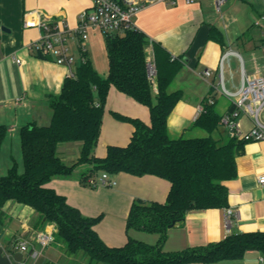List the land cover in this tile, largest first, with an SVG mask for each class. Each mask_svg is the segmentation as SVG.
<instances>
[{
  "label": "crops",
  "instance_id": "1",
  "mask_svg": "<svg viewBox=\"0 0 264 264\" xmlns=\"http://www.w3.org/2000/svg\"><path fill=\"white\" fill-rule=\"evenodd\" d=\"M245 1L226 0L225 12L222 7L221 11L216 10L215 0L161 2L143 8L134 16L137 28L181 59L182 66L169 86L171 91H182L167 119L172 137L208 135L206 130L193 125L200 114L198 106L212 97L214 108L224 117L234 108L245 76L264 74V19L258 24L264 13V0H250L251 9L242 6L241 2ZM92 3V0H0V124L8 127L0 151V159L5 154L3 163L0 161V176L14 163L19 169L23 160L22 127L29 123H50L53 110L49 98L61 93L65 79L80 61L76 45L73 52L77 61L72 67L32 49L30 45L38 39L40 30L37 26L25 25V18L32 12L36 16L39 11L55 19H64L70 27H75L80 12L90 8ZM211 26L222 33L223 43L210 38ZM89 33L86 43L89 57L96 70L107 77L110 64L104 33L95 27L90 28ZM150 48L148 45L147 50ZM207 69L209 75L204 73ZM113 112L139 118L145 123L151 121L147 105L111 85L95 147L99 157L106 156L109 145H127L134 131L131 122L115 117ZM239 125L241 131H248L253 125L252 118L242 114ZM212 135L224 139L230 135L222 119ZM81 146V141L61 142L57 152L65 163L73 164L80 156ZM236 166V176L224 181L229 206L187 211L182 222L168 229L163 245L165 251L202 247L232 232L264 230V185L259 182V176L264 175V139L246 141L243 152L236 156ZM85 169L78 166L70 175L55 176L46 186L65 196L83 215L100 216L94 228L107 245L123 246L130 237L156 244L159 233L128 229L127 218L137 200L165 202L171 182L156 174L135 175L120 171L111 174L117 181L114 186H88L80 180ZM3 208L8 217L0 234V264H93L69 253L62 244L39 245L34 239L36 232L54 224L41 226L33 207L7 201ZM227 208L234 211L228 223L225 219ZM18 241L29 244L28 251H20L23 253L21 260L14 258L19 252L14 247ZM261 256L264 257L262 252L251 249L241 259L187 264H264L259 260Z\"/></svg>",
  "mask_w": 264,
  "mask_h": 264
},
{
  "label": "trees",
  "instance_id": "2",
  "mask_svg": "<svg viewBox=\"0 0 264 264\" xmlns=\"http://www.w3.org/2000/svg\"><path fill=\"white\" fill-rule=\"evenodd\" d=\"M209 36L224 42L214 26ZM104 37L110 64L107 77L96 70L88 49L81 52L84 58L75 66L74 74L65 79L61 93L49 98L53 110L50 123L22 127L23 171L14 163L0 176V234L8 217L3 207L7 201H16L33 207L41 226L54 224L55 243L93 264L210 263L241 259L251 249L264 255V230L232 232L220 241L182 251L163 249L169 225L182 222L187 211L229 206L224 181L236 176V156L243 152L246 141L231 135L226 139L212 135L222 116L207 99L193 125L208 135L172 137L167 119L182 91H171L169 86L182 66L180 57L153 40L157 76L152 81L147 72L150 38L142 30L134 26L124 32L106 31ZM111 85L147 105L151 121L145 123L113 112L115 117L131 122L134 131L127 145H109L106 156L99 157L95 147ZM7 132L8 127L0 124V151ZM66 141L82 142L80 156L73 164L65 163L57 152L58 144ZM78 166L86 167L80 180L88 186H95L89 179L103 171L150 173L168 179L171 188L165 202L137 200L127 218L128 229L159 233V241L152 245L130 237L123 246L107 245L94 228L100 216L83 215L65 196L46 186L53 177L70 175Z\"/></svg>",
  "mask_w": 264,
  "mask_h": 264
},
{
  "label": "built area",
  "instance_id": "3",
  "mask_svg": "<svg viewBox=\"0 0 264 264\" xmlns=\"http://www.w3.org/2000/svg\"><path fill=\"white\" fill-rule=\"evenodd\" d=\"M92 6L82 10L78 16V24L70 27L64 19H55L49 15H44L36 11L25 18V25L37 26L40 30L38 39L31 43L30 47L41 54L50 55L58 63H63L72 67L77 57L73 52V46L76 45L79 54V60L84 56L80 53L86 51L87 41L90 37V28H99L104 32L125 30L135 26L134 16L143 8L156 3L175 4L176 0H92ZM188 3L196 0H186ZM226 0H215V8L221 11L222 5ZM264 19V13L261 15L258 24ZM153 40L150 38V50H147V72L152 81L157 76V66L152 46ZM226 54L223 57L227 56ZM19 62L20 59H17ZM210 74L207 69L204 72ZM74 74V69L71 70ZM209 103H214V99L209 97ZM199 112L204 110V104L198 106ZM248 115L252 118L253 125L248 131H241L239 117ZM264 74H255L245 76L243 83L238 91L234 101V108L222 117L226 123L231 136L245 141L263 140L264 139ZM259 182L264 185V175L259 176ZM91 185H108L114 186L117 181L107 171H103L97 178H90ZM234 211L232 208L226 209L225 219L227 223L231 220ZM55 226L44 228L35 234V241L42 247L51 245L54 241ZM14 247L19 251H28L29 244L27 241H18ZM264 261V257L259 258Z\"/></svg>",
  "mask_w": 264,
  "mask_h": 264
},
{
  "label": "rangeland",
  "instance_id": "4",
  "mask_svg": "<svg viewBox=\"0 0 264 264\" xmlns=\"http://www.w3.org/2000/svg\"><path fill=\"white\" fill-rule=\"evenodd\" d=\"M244 1H245V0H244ZM249 1H250V0H246L245 2H241V3H242V6L244 5V7L251 9L250 6H249V3H248ZM252 1L256 2L257 0H252ZM258 1H262V0H258ZM222 9H223V11H224V7H223V5H222ZM224 12H225V11H224ZM232 12H233V13H232L233 15L236 14V13H235L236 11H234V9H233ZM241 15H242V14H241ZM241 15H240V16H241ZM15 150H17V149L14 148V151H15ZM18 151H19V148H18ZM4 159H5V154H2L0 161L3 163ZM1 162H0V163H1ZM23 168H24V166H23V160H21V161H20V167H19V169H20V170H23ZM53 243H55V241H54ZM100 264H101V263H100Z\"/></svg>",
  "mask_w": 264,
  "mask_h": 264
},
{
  "label": "water",
  "instance_id": "5",
  "mask_svg": "<svg viewBox=\"0 0 264 264\" xmlns=\"http://www.w3.org/2000/svg\"><path fill=\"white\" fill-rule=\"evenodd\" d=\"M176 223H177L176 221H173V222L169 225V227H173ZM22 256H23V253L19 251V252H16V253H15L14 258H15L16 260H21Z\"/></svg>",
  "mask_w": 264,
  "mask_h": 264
}]
</instances>
